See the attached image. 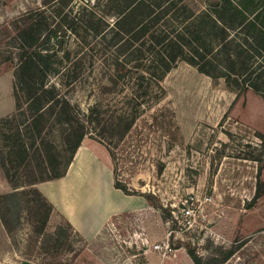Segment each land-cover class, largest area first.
<instances>
[{
    "label": "rangeland",
    "instance_id": "rangeland-1",
    "mask_svg": "<svg viewBox=\"0 0 264 264\" xmlns=\"http://www.w3.org/2000/svg\"><path fill=\"white\" fill-rule=\"evenodd\" d=\"M120 2L0 0V26L34 10L52 27L62 26V73L49 85H58L85 121L93 110L101 113L102 122L89 123L91 135L83 142L95 159L80 150L60 183L68 193L66 211L78 223L82 207L81 227L92 230L106 218L103 212L132 206L134 197L147 203L144 211L113 216L96 238L54 251L42 250L36 227L45 226L34 216L36 204L28 202L35 197L23 194V212L7 216L9 229L0 213V264H194L190 253L204 260L231 254L219 264H264V98L251 88H228L224 78L213 81L180 61L137 105L132 85L114 78L110 39L91 31L113 23ZM205 2L186 0L195 10ZM14 111V73L0 67V121ZM80 169L88 181L78 196ZM12 191L0 162V202ZM64 219L54 210L46 231Z\"/></svg>",
    "mask_w": 264,
    "mask_h": 264
},
{
    "label": "trees",
    "instance_id": "trees-1",
    "mask_svg": "<svg viewBox=\"0 0 264 264\" xmlns=\"http://www.w3.org/2000/svg\"><path fill=\"white\" fill-rule=\"evenodd\" d=\"M120 1L115 21L91 31L110 39L114 78L132 85L137 105L180 61L213 81L224 78L228 88H251L264 98V0H207L198 10L186 0ZM94 8L93 13L99 12L98 5ZM97 20L99 26L102 19ZM61 27H52L39 10L0 26V67L13 70L15 96V111L0 121V162L13 186L1 197L0 213L9 229L7 216L22 214L23 194L35 197L28 202L36 204L34 216L45 226L36 227V233L42 238V250L54 251L66 243L73 247L82 237L66 218L53 232L46 231L54 207L33 186L66 176L84 139L91 135L89 123L102 122L97 110L85 121L59 86L49 85L51 77L62 73L64 58L57 51ZM124 128L129 131L131 125ZM26 187L32 188L20 192ZM230 255L204 260L190 253L194 264H219Z\"/></svg>",
    "mask_w": 264,
    "mask_h": 264
},
{
    "label": "crops",
    "instance_id": "crops-1",
    "mask_svg": "<svg viewBox=\"0 0 264 264\" xmlns=\"http://www.w3.org/2000/svg\"><path fill=\"white\" fill-rule=\"evenodd\" d=\"M80 150L85 151L87 154L92 156L93 159H95L90 151H87L86 149L83 148V145L79 148L76 155L79 153ZM74 162L75 161H73L72 164H74ZM96 163H97V169L99 170V172H103L102 163H100L99 161ZM69 172H70V170H68L66 176H64L58 180L40 182V183L36 184L34 187H36L48 199V201L53 205L54 210L58 211L64 218H66L70 223H72V226L74 227V229L76 231H78L80 233L81 237L86 241H89V240L96 238L104 230V228L110 223L112 217L117 215L118 213H121L125 210L141 212V211H144L147 207L146 201H144L141 198L134 197L135 201L133 202L132 206H124V207H122L123 209L116 208V210L113 209L110 213H104L103 212V217H106V218H104V220L95 229H92V230L84 229L83 227H81V224H80V223H82L83 220L84 221L86 220V218L83 217V214H82V207L80 209H78L79 212H77V214H78L77 217H78V221H79L78 223H76L74 221V219L66 211V208H65L66 204L68 203V193H66L62 190L60 183H61V181L66 179V177L69 175ZM79 175L81 176V181H80V184L77 186V190H76V193L78 192L77 193L78 196L84 194V185L88 181V177L83 174V171L81 169L79 170ZM8 186L9 185L7 182L6 186H5L6 189L4 190V192H7ZM110 187H111V189L114 188L112 186V184H110ZM86 213H87V211H86ZM18 264H35V263L29 262V261L28 262H25V261L22 262L21 261Z\"/></svg>",
    "mask_w": 264,
    "mask_h": 264
},
{
    "label": "built area",
    "instance_id": "built-area-1",
    "mask_svg": "<svg viewBox=\"0 0 264 264\" xmlns=\"http://www.w3.org/2000/svg\"><path fill=\"white\" fill-rule=\"evenodd\" d=\"M187 214H190V211H187Z\"/></svg>",
    "mask_w": 264,
    "mask_h": 264
}]
</instances>
